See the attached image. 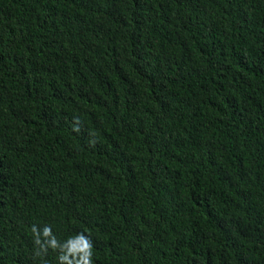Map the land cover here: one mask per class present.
I'll return each mask as SVG.
<instances>
[{
  "label": "trees",
  "instance_id": "obj_1",
  "mask_svg": "<svg viewBox=\"0 0 264 264\" xmlns=\"http://www.w3.org/2000/svg\"><path fill=\"white\" fill-rule=\"evenodd\" d=\"M33 225L264 264V0H0V264H58Z\"/></svg>",
  "mask_w": 264,
  "mask_h": 264
},
{
  "label": "clouds",
  "instance_id": "obj_2",
  "mask_svg": "<svg viewBox=\"0 0 264 264\" xmlns=\"http://www.w3.org/2000/svg\"><path fill=\"white\" fill-rule=\"evenodd\" d=\"M31 231L34 234L35 244L40 246L42 252L46 253L49 248L59 250L58 264H92V242L83 233H78L60 243L52 234L50 227L43 228V242L41 233L35 225L32 226ZM40 254V252L36 253V255Z\"/></svg>",
  "mask_w": 264,
  "mask_h": 264
}]
</instances>
